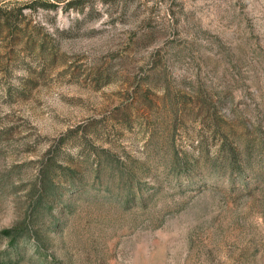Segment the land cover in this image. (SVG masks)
<instances>
[{"label": "rangeland", "instance_id": "374dc122", "mask_svg": "<svg viewBox=\"0 0 264 264\" xmlns=\"http://www.w3.org/2000/svg\"><path fill=\"white\" fill-rule=\"evenodd\" d=\"M0 9V264H264V0Z\"/></svg>", "mask_w": 264, "mask_h": 264}, {"label": "trees", "instance_id": "16d2710c", "mask_svg": "<svg viewBox=\"0 0 264 264\" xmlns=\"http://www.w3.org/2000/svg\"><path fill=\"white\" fill-rule=\"evenodd\" d=\"M69 6H73V2L69 4ZM2 12V10L0 9V13ZM4 22H9V19L4 20ZM44 195H52V193H54L56 187L53 183L51 184H46L45 181L42 182V186H41ZM43 200H45L44 198L40 197L39 198V205L43 204ZM19 232V231H18ZM17 231H5L2 233V236L6 237L9 240V246L10 249L13 251H18V242L19 239L21 237H26V235L24 233H22L23 235L20 236V234ZM10 261V259L8 260Z\"/></svg>", "mask_w": 264, "mask_h": 264}]
</instances>
